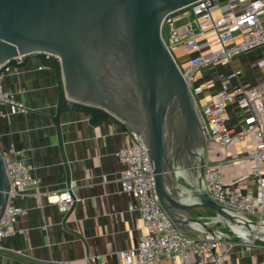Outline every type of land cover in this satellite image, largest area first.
<instances>
[{
	"label": "water",
	"instance_id": "1",
	"mask_svg": "<svg viewBox=\"0 0 264 264\" xmlns=\"http://www.w3.org/2000/svg\"><path fill=\"white\" fill-rule=\"evenodd\" d=\"M200 1L0 0V86L9 71L24 70L32 61L53 72L57 104L47 117L56 131L67 193L73 200L62 227L83 242L93 264L86 239L67 225L78 201L65 151L63 118L84 120L92 129L112 125L121 134L142 138L157 198L179 231L264 247V227L215 203L206 192L210 136L161 37L168 15ZM188 170L195 172L198 184L191 181ZM10 191L0 149V221ZM195 210H206L227 229L248 235L243 240L221 237L211 223L186 217Z\"/></svg>",
	"mask_w": 264,
	"mask_h": 264
},
{
	"label": "crops",
	"instance_id": "2",
	"mask_svg": "<svg viewBox=\"0 0 264 264\" xmlns=\"http://www.w3.org/2000/svg\"><path fill=\"white\" fill-rule=\"evenodd\" d=\"M228 1L217 3L225 5ZM177 55L181 64L192 56L182 49ZM260 58H264L261 51L250 53L234 60L231 67L217 66L201 72L197 80V87L204 91L201 106L207 105L233 72L239 73L240 81L246 85L263 81L264 71L257 67ZM2 87L18 93L17 99L28 113L14 115L8 106L0 105V149L3 153L14 149L17 158L31 168V175L40 186L29 191L28 197L17 200V205L27 210V215L16 224V230L23 234L4 242L8 252L22 256L0 253V264H93L83 242L62 227L66 213L59 210L58 198L67 194L66 173L55 128L47 117L57 104L53 72L32 61L24 70L9 71L2 79ZM226 118L232 129V143L221 148L214 141L209 142L208 161L220 166L226 188L254 195L257 186L250 178L253 165L235 160L254 147L255 139L241 137L243 113L236 105L229 107ZM69 121L62 119L63 139L78 207L68 221V228L86 239L94 264H124L120 254L135 249L145 233L136 229L142 224L138 203L122 193L124 167L115 157L121 148L131 146L133 136L121 134L112 125L92 129L84 120ZM40 193H50L51 197H40ZM80 201L84 204H79ZM186 217L205 222L210 218L206 210L191 211ZM184 234L197 237L192 232ZM218 253L226 255V264H264V247L224 243ZM159 264L179 263L164 257Z\"/></svg>",
	"mask_w": 264,
	"mask_h": 264
},
{
	"label": "built area",
	"instance_id": "3",
	"mask_svg": "<svg viewBox=\"0 0 264 264\" xmlns=\"http://www.w3.org/2000/svg\"><path fill=\"white\" fill-rule=\"evenodd\" d=\"M217 2L214 6L212 0H202L168 15L161 25V37L195 97L198 115L209 133L210 142L214 141L221 148L228 147L232 143V129L226 118L227 110L236 105L242 111L241 137L252 136L255 145L235 161L244 160L253 165L250 178L256 183V193L249 195L226 188L220 166L208 160L204 171L205 188L215 203L264 227V80L256 85H246L240 81L239 73L233 72L204 107L198 104L204 91L197 87L201 72L217 66L231 67L237 58L264 48V0H229L225 5ZM217 11L220 12L219 17L214 16ZM181 49L192 55L185 64H181L177 55ZM257 67L264 71V58L258 61ZM17 94L1 85L0 105L8 106L14 115H26L28 110L18 101ZM132 136L131 146L121 148L115 157L124 167L122 193L138 203L142 224L136 229L145 233L135 249L120 254L123 263L159 264L162 258L168 257L179 264H226V255L218 253L224 242L208 234L188 237L172 223L156 195L147 146L142 138ZM17 156L14 149L3 153L11 191L0 221V253L11 256L22 255L8 252L4 242L23 234L16 230V224L27 215V210L20 208L17 200L28 197L29 191L33 188L38 190L40 186L32 177L31 168ZM43 196L51 197L50 193H40V197ZM72 205L73 200L68 193L58 198L62 213H67ZM208 223L225 227L215 217L209 218ZM229 231L225 234L216 229V234L235 240H243L248 235L232 227ZM92 261L95 262L94 259Z\"/></svg>",
	"mask_w": 264,
	"mask_h": 264
},
{
	"label": "rangeland",
	"instance_id": "4",
	"mask_svg": "<svg viewBox=\"0 0 264 264\" xmlns=\"http://www.w3.org/2000/svg\"><path fill=\"white\" fill-rule=\"evenodd\" d=\"M214 16L215 17H219L220 16V12H215L214 13ZM261 51V53H264V48H262V49H260V50H257V51H255V52H253L252 54H256V53H258V52H260ZM250 55V54H249ZM252 57H254V56H250V59L252 58ZM260 59H262V58H260ZM206 94V93H205ZM198 104H199V106H201V104H200V101L198 102ZM186 165V164H185ZM195 170V169H194ZM186 173H187V175L188 176H190V177H192L191 178V181L193 180V182H194V184L196 185V184H198V181H197V177H196V175H195V172L194 171H186ZM215 227V226H214ZM220 228V227H219ZM220 231H222L223 233L224 232H230L229 231V229H226V228H221V229H219Z\"/></svg>",
	"mask_w": 264,
	"mask_h": 264
},
{
	"label": "trees",
	"instance_id": "5",
	"mask_svg": "<svg viewBox=\"0 0 264 264\" xmlns=\"http://www.w3.org/2000/svg\"><path fill=\"white\" fill-rule=\"evenodd\" d=\"M207 213H208V215H209L210 218H211V217H214V215H213L212 213H210V212H208V211H207Z\"/></svg>",
	"mask_w": 264,
	"mask_h": 264
},
{
	"label": "bare ground",
	"instance_id": "6",
	"mask_svg": "<svg viewBox=\"0 0 264 264\" xmlns=\"http://www.w3.org/2000/svg\"><path fill=\"white\" fill-rule=\"evenodd\" d=\"M262 239L264 240V236H262ZM246 240H248V238H246Z\"/></svg>",
	"mask_w": 264,
	"mask_h": 264
}]
</instances>
